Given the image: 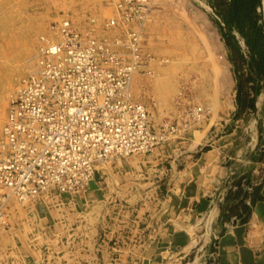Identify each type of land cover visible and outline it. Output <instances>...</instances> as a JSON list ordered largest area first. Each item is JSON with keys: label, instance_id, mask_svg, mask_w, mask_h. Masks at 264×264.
<instances>
[{"label": "crops", "instance_id": "obj_1", "mask_svg": "<svg viewBox=\"0 0 264 264\" xmlns=\"http://www.w3.org/2000/svg\"><path fill=\"white\" fill-rule=\"evenodd\" d=\"M200 1L196 17L215 46L205 57L223 55L233 87L179 141L101 163L86 192L61 197L75 200L70 228L88 222L91 264H264V0ZM34 209L52 230L50 209ZM14 221L24 232L25 216ZM19 242L11 264H25Z\"/></svg>", "mask_w": 264, "mask_h": 264}, {"label": "built area", "instance_id": "obj_2", "mask_svg": "<svg viewBox=\"0 0 264 264\" xmlns=\"http://www.w3.org/2000/svg\"><path fill=\"white\" fill-rule=\"evenodd\" d=\"M151 1L119 0L122 22L140 24L152 12ZM108 25L115 27L117 20ZM51 29L63 39L45 42L40 69L15 94L0 140V188L8 194L21 201L45 191L82 194L101 162L150 155L204 118L193 106L175 122L154 125L147 109L133 100L132 77L144 56L134 31L127 33L131 58L126 59L106 39L82 40L70 21ZM6 203L0 197L3 224Z\"/></svg>", "mask_w": 264, "mask_h": 264}, {"label": "rangeland", "instance_id": "obj_3", "mask_svg": "<svg viewBox=\"0 0 264 264\" xmlns=\"http://www.w3.org/2000/svg\"><path fill=\"white\" fill-rule=\"evenodd\" d=\"M113 2L114 0H90L83 5L80 4V0H0V21L2 17L5 22L2 33L6 32V37L0 40V46H9V37L21 33L27 24L34 21L40 22L41 27L47 29L50 22L57 18L71 17L76 20V15L85 25L87 24V29L90 27L94 31L99 27L98 35L114 37V29L104 26L107 20L116 17ZM155 4L156 11L142 34L144 54L152 59L149 69L139 70L140 77L147 81H144L145 84L136 85L133 94L139 102L146 105L152 118L157 122L177 119L193 106L200 108L204 118L190 127L188 131H192L197 124L205 121L206 116L213 111L214 105L222 101L223 85L232 88L235 80L223 55L221 60L218 58L219 55L214 54L211 59L205 57V52L215 46L208 43L210 30L196 17L197 9H202L200 0H156ZM187 6L189 10L186 9ZM130 28L134 27L127 26V30ZM125 30L126 28L123 31ZM40 35L45 34L41 31L37 38ZM204 39L206 42H203ZM242 46L244 51H247L243 44ZM9 50V48L6 50L7 53ZM213 66L218 68V72L216 70L214 72ZM158 68L162 71L169 69L165 79L164 77L162 79L172 85L173 90L170 94L166 95L151 83L155 75L151 72H157ZM211 68L213 70H210ZM211 71L215 74L212 75ZM224 73H229L227 83L223 82ZM13 76L16 84L18 76L16 74ZM15 87L16 85L12 86L10 101ZM227 101L231 102V98ZM5 105L7 111L8 103ZM184 134L175 136L172 141H179ZM262 147L264 142L259 145V149L264 152ZM1 195L8 204V226L3 227L0 232V264H11V261L15 262L16 258H21L17 250L20 247V240L25 241V264L31 258L35 259L37 264H91L98 258L95 239L90 230H87L88 222L83 218L81 224L70 228L74 217L72 205L65 206L63 203L66 207L63 210L59 206L47 207L43 195L33 201L20 202L14 197H9L10 194L0 188ZM58 195L62 200L61 197L64 195ZM39 203L49 208L55 219L52 230L49 221L42 225L41 218L34 214L35 205ZM24 216L25 231L22 232L14 227V220L22 221Z\"/></svg>", "mask_w": 264, "mask_h": 264}, {"label": "bare ground", "instance_id": "obj_4", "mask_svg": "<svg viewBox=\"0 0 264 264\" xmlns=\"http://www.w3.org/2000/svg\"><path fill=\"white\" fill-rule=\"evenodd\" d=\"M88 1H90V0H80V2H81L80 4L86 5L88 3ZM155 3H156V0L151 1L152 12L149 13V15L146 16V19L143 20L140 24L135 23V22H131L130 24H126V23H123L121 20V17H119V12H120L119 5H118L119 0H114V2H113L114 6L113 7H114V13H115L116 17L110 18L104 24L105 27H107L109 29H114V31H115L114 37L109 36V35H105L106 37H104L103 35H98L99 34V27H97V29L94 31L90 27H88V29H87V26H86L87 24L85 25L80 20V17L78 15H76V17H77L76 20L71 19V17L57 18V19L53 20L52 22H50L47 29H43V27H41L40 22L34 21V22H32V24H29V25L27 24L26 28H24L21 33L18 32V34L13 35L12 38L9 37L8 40L10 41V43H9L10 45L6 46V47L0 46V48H1V57H0V140L4 139L3 130H4V127L6 126L7 120L9 118L10 108L12 107L11 103H12L13 98L15 97V94H17L19 89H21L23 87V85H25V80L29 77V75L31 73L38 71V69H40L41 52L43 51V49L45 47V42L49 41V42H53V43H58V42H61L63 39V37L61 35L62 33L59 30H55V31L52 30L51 25L52 24L62 25L63 22H65V21H70L72 29L74 30V32L76 34L81 35L82 40L86 39L88 37L96 38L98 40L106 39V40L110 41V43L114 44L115 51H117V53L120 56L125 57L126 59L131 58V48L129 46V40H127V33L129 32L127 30V26L134 27L133 29L130 28V30H132L136 34H138V36H139V42H138L139 43V49H140L142 55H144V56H143V60L141 61L139 67L136 69V71L133 74L130 90L132 92L133 100L140 103L141 105H143L146 108V106L144 104H142V102H139L138 99H136L134 97L133 91H134V87L136 85L145 84L144 81H147V80H144L142 77H140L139 70H140V68L149 69L148 67L150 66L149 64H150L152 59H150V57H146L144 54L143 45H142V43H143L142 42V40H143L142 34L145 32V30H144L145 26L149 23L150 18L153 16V14L156 11V8H155L156 4ZM179 4H181V3H179ZM78 12H76V13H78ZM115 20H117V25H115V27H109V25L106 26L107 22H111V21H115ZM4 25H5V22L3 21V18L1 17L0 40L3 37H6V32L2 33L5 29ZM125 28H126V30L124 32L123 30ZM41 31H42V34H45V35H40L39 38H37V34ZM117 40L120 41L119 44H116ZM203 42H206V39H204ZM0 43H1V41H0ZM208 47H210V46H208ZM8 48L10 50L7 53L6 50H8ZM209 50H210V48H209ZM210 54H212V53L210 52ZM209 57H212V56H209ZM213 68H215L214 72H216V71L218 72V68L216 66L215 67L213 66ZM158 69L159 70L157 72H154V71L151 72V74L155 73V75L153 76V79L151 80V83H153V85L155 87H157V89H159L160 91H164L166 95L170 94L171 91L173 90V87L170 84V82H167L164 80L165 75L169 72V69H166L164 71H162V69H160V68H158ZM13 74H16V76H18V79H17L18 81L16 82V84H14ZM163 77H164V79H162ZM15 85H16V87L14 88V93H13L14 95L12 94V99L10 101L9 100V98L11 97L10 92L12 90V86H15ZM158 86H159V88H158ZM7 100H8V102H7ZM7 103H8L9 108L6 111V108H5L6 105L5 104H7ZM147 111L149 112L148 109H147ZM185 113H186V111L183 112L182 116ZM3 116H4V124H3ZM181 117H178L177 119H174V120L169 119L168 121L175 122L176 120L180 119ZM150 118L152 120L151 115H150ZM163 121H161L160 123H162ZM1 123H2V125H1ZM255 126H256V122H255ZM189 129L190 128H188L186 131L179 133L178 135L186 133ZM175 136H177V135H175ZM175 136L169 137L167 142H165V144L171 142ZM165 144H163L162 146H164ZM159 148H161V147H159ZM133 156H136V155H133ZM129 157H131V156H129ZM124 158H128V157H124ZM116 159H121V158H116ZM111 160H113V159H111ZM101 163L105 164L106 161L101 162ZM53 193L54 192H52V191H45V192L39 194L38 197L40 195H43L42 197H44V204L47 207H51V206H53V207L57 206L58 207L59 206L61 208V210L65 209L66 207L63 205L64 202L60 199V196L58 194L55 195ZM75 195H72V196H75ZM77 195H80V194H77ZM0 197H3V195H1ZM9 197H14L20 202H25V201H21L19 196H14V194L10 195ZM27 201H33V200H27ZM74 201H71L68 204V206H71V205L73 206ZM6 205H7L6 210H8L7 209L8 204L6 203ZM6 226H8L7 220H6L5 224H3V221L0 220V232H1V229L3 227L5 228Z\"/></svg>", "mask_w": 264, "mask_h": 264}]
</instances>
